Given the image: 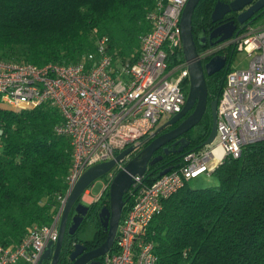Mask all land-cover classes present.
<instances>
[{"label":"trees","instance_id":"16d2710c","mask_svg":"<svg viewBox=\"0 0 264 264\" xmlns=\"http://www.w3.org/2000/svg\"><path fill=\"white\" fill-rule=\"evenodd\" d=\"M154 3L155 0H0V57L39 64L47 60L71 62L80 59L85 51L94 50L97 38L106 36V52L113 62L133 61L140 48L139 36L150 26L146 11ZM214 3L215 0H197L191 13L194 34L195 27L210 28L213 24L210 10ZM181 47L173 48L171 64L185 59ZM196 48L199 52L204 46ZM229 67L205 72L207 106L200 120L185 133L188 143L181 152L159 149L161 157L156 165L146 168L144 182H151L165 164L174 166L183 151L205 145L202 140L212 122L209 102L220 95ZM61 115L50 101L13 107L0 100L2 243H16L32 223L49 221L56 210V194L65 190L72 162L69 134L54 128ZM240 152L238 156L226 154L215 165L212 172L216 182L192 186L185 180L161 199L162 208L154 212L146 227V234L155 244V264H179L182 259L187 264H264V139L245 144ZM108 187L87 202V214L97 213V227L94 237L80 240L86 247L105 238L106 230L98 214L102 205H108ZM123 195L121 216L134 200L129 189ZM76 239L74 233H65L58 264H68V253ZM97 258L102 264V254Z\"/></svg>","mask_w":264,"mask_h":264},{"label":"built area","instance_id":"2783aa9c","mask_svg":"<svg viewBox=\"0 0 264 264\" xmlns=\"http://www.w3.org/2000/svg\"><path fill=\"white\" fill-rule=\"evenodd\" d=\"M185 1L155 0L146 11L150 26L139 36L140 48L133 61L113 62L106 52V36L97 38L94 50L71 62L39 64L0 57L1 102L32 107L50 101L62 114L55 131L69 134L72 147L67 186L56 194L59 203L53 216L47 222L32 223L16 243L0 242V264L18 260L37 264L47 242L58 238L63 203L82 171L127 144L139 148L154 136L163 119L182 108L189 70L186 59L170 64V57L174 47L182 46L180 14ZM224 44L246 51L248 57L245 66L225 71L216 102L215 142L183 151L174 166L151 182H144L141 173L132 175L127 190L134 200L120 215L116 237L102 254V264H155V244L146 227L162 208L161 199L191 176L212 172L226 154L238 156L245 144L264 139V21L257 25L248 21L239 32L199 53L207 56ZM122 163L109 169L104 187Z\"/></svg>","mask_w":264,"mask_h":264},{"label":"water","instance_id":"95a60500","mask_svg":"<svg viewBox=\"0 0 264 264\" xmlns=\"http://www.w3.org/2000/svg\"><path fill=\"white\" fill-rule=\"evenodd\" d=\"M184 8L181 11L180 27L182 28L181 41H182V53L188 66V79L187 94L184 98L183 106L180 110L170 114L168 118L158 124L154 131L158 132L164 125L170 124L179 119L181 115L187 112L183 118L176 122V124L162 132L157 133L138 150L134 151L137 147L136 144H127L122 149L114 153V156L107 160L89 164L81 173L79 177L72 184L73 186L67 192L65 203L62 206V213L59 217L58 238L54 242L48 241L44 247L37 264H47L45 260L50 259L49 264H58V257L61 251V244L64 240V231L67 227V218L70 214V209L73 207L76 213L71 215V221L66 228L67 232L72 233L79 227L84 215L88 212V204L80 200L81 193L86 189L95 177L107 173L109 169L115 166V163L123 161L122 166L115 169V173L109 180L108 205H102L99 209V216L105 227V238L99 243L87 248L85 243L80 240H76L72 243L70 252L68 253V264H101V260L97 258L98 255L103 254L105 251L112 247L113 240L116 237V228L119 224V218L123 211V204L125 201L123 192L127 190L132 184L135 173L144 174L147 170V162H149L150 155L154 149L164 144L168 139L175 137L198 122L201 118V113L206 109V97L208 95L206 87L205 72L210 73L219 68L217 62L223 55H212L210 59L202 63L201 54L197 50V42L193 36V29L191 28L192 10L194 9L197 0H186L184 2ZM264 9V0H215L213 8L210 10L212 21L222 17L223 13L227 11H235L237 22H242V27L246 23L251 22ZM255 11H258L256 14ZM234 17L223 20L215 25H210L209 37L216 36L215 41H221L236 32H239L242 27H236V21ZM217 96H213L210 100V114L212 116V122L210 125V131L204 138L203 143H211L215 134V121L217 119ZM189 109V110H188ZM179 142V145H175ZM188 139L184 135H180L172 141V145L164 144L163 151L168 152L169 149L182 151V148L188 143ZM160 154L152 157V160H158ZM171 165L163 166L159 173L169 170Z\"/></svg>","mask_w":264,"mask_h":264},{"label":"rangeland","instance_id":"374dc122","mask_svg":"<svg viewBox=\"0 0 264 264\" xmlns=\"http://www.w3.org/2000/svg\"><path fill=\"white\" fill-rule=\"evenodd\" d=\"M264 21V13H261L259 16H257L255 19H253L251 22L254 25L260 24ZM247 52L242 49H233L231 51L230 57L228 58V64L230 67H235L237 65L239 66H245L246 60H247ZM171 64V63H170ZM188 84V83H187ZM187 86V85H186ZM193 129V128H192ZM195 130V129H193ZM215 142V139L213 140L212 144ZM206 145V144H205ZM204 145V146H205ZM107 173H102V175L95 177L92 181H90L88 187H90V192L93 195L98 194L101 189H103L105 183V176ZM189 185L192 186H203L204 184H210L216 182V176L213 172L206 173L203 171V173H200L196 176H191L187 179ZM109 188V187H108ZM107 188V189H108ZM82 197V196H81ZM83 199V197H82ZM85 202H87L85 199H83ZM96 212L91 211V213L85 215L83 219L81 220V223L79 224V227L75 229L74 234L76 235L78 240H85V239H91L94 237V232L97 227L96 223ZM186 259H182V261L179 264H187ZM15 264H27L23 260H18L15 262Z\"/></svg>","mask_w":264,"mask_h":264},{"label":"flooded vegetation","instance_id":"af4514ba","mask_svg":"<svg viewBox=\"0 0 264 264\" xmlns=\"http://www.w3.org/2000/svg\"><path fill=\"white\" fill-rule=\"evenodd\" d=\"M257 12H258V11H255L254 13L256 14ZM261 13H264V9L261 10L257 16H259ZM257 16H256V17H257ZM232 17H234V19H235L234 22L236 21V27H238V28L242 27V24H243V23H242V22H237V18H236L235 11H227V12L223 13L222 17L219 18V19H217V20H214L212 25H215V24H217V23H219V22H221V21H223V20H228V19H230V18H232ZM254 19H255V18H254ZM212 25H211V26H212ZM195 28H196V30H195V34H194V39L196 40L198 46H204V47H205V45L207 46V45L213 43V42H211V40H214L216 36H213V37H212V36H211V37L208 36L211 27H210V28H207V27L201 25V26H198V27H195ZM242 28H243V27H242ZM217 42H219V41H215L214 43H217ZM214 43H213V44H214ZM231 51H232L231 46H230L229 44H226V45L224 44V46L218 47V48H216V49L213 50V51L211 50V52H209V54H208L207 56H205L204 58H202L201 61H202V63H204L206 60L210 59L212 55H213V56H214V55H223V58H220L219 61L217 62V65L219 66V68H218L217 70L219 71V70L223 69L224 66H228V65H229V64H228V58L230 57ZM188 110H189V109H188ZM187 112H188V111H187ZM187 112H185L183 115H181V117H180L179 119H176L175 122L164 125V126L158 131V132H155L154 135H156V134L159 133V132L164 131L165 129H168V128L174 126V125L176 124V122H179ZM163 120H164V119H163ZM165 120H166V119H165ZM162 122H163V121H162ZM162 122H161V123H162ZM186 132H187V130H186L185 132H183L182 134H180V135H185ZM180 135L177 134V136L168 139L166 142H164V144L166 143V144H168V145H172V144H173L172 141H173L174 139H176L177 137H179ZM164 144H162V145L159 146L157 149H154V150L152 151V153H151V155H150L149 162H147V168L150 167V165H153L156 161L159 160V159H158V160H155V161H154V160H152V157L155 156V155H157V154H159V153H161V151H160L159 149L163 150ZM143 145H144V144H143ZM143 145H142V146H143ZM175 145H176V146L179 145V142L177 141V143H176ZM142 146L140 145L139 147L141 148ZM138 149H139V148L135 149L134 151H136V150H138ZM162 163H163V162H159L158 164H162ZM154 165H156V164H154ZM152 167H155V166H152ZM80 200L84 201L82 198H81ZM84 202H85V201H84ZM85 203H87V202H85ZM70 210H71V211H70V214L68 215V218H67V221H66V223H67V227H68L69 224H70V221H71V215H73L74 213H76V210H74L73 207H72ZM88 210H89V209H88ZM67 227H66V228H67ZM66 228H65V231H64V235H63L64 237H65V233L67 232V229H66ZM67 233H69V232H67ZM73 233H74V232L69 233V234H73ZM76 240H78V239H76ZM76 240H74V241H76ZM74 241H73V242H74ZM71 247H72V246H71ZM87 248H90V247H87ZM49 260H50V259L45 260V261L47 262V264L50 263ZM68 262H70V260H69ZM68 262H67V263H68Z\"/></svg>","mask_w":264,"mask_h":264},{"label":"crops","instance_id":"0c3cea01","mask_svg":"<svg viewBox=\"0 0 264 264\" xmlns=\"http://www.w3.org/2000/svg\"><path fill=\"white\" fill-rule=\"evenodd\" d=\"M81 196L87 202H90L91 200H94L97 198V194L96 195L91 194L90 187H87L86 189H84L83 192L81 193Z\"/></svg>","mask_w":264,"mask_h":264},{"label":"bare ground","instance_id":"6f19581e","mask_svg":"<svg viewBox=\"0 0 264 264\" xmlns=\"http://www.w3.org/2000/svg\"><path fill=\"white\" fill-rule=\"evenodd\" d=\"M216 151L218 150L216 147H215Z\"/></svg>","mask_w":264,"mask_h":264}]
</instances>
